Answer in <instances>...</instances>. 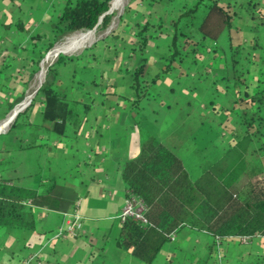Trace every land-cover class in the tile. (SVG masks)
Returning <instances> with one entry per match:
<instances>
[{
    "label": "crops",
    "instance_id": "1",
    "mask_svg": "<svg viewBox=\"0 0 264 264\" xmlns=\"http://www.w3.org/2000/svg\"><path fill=\"white\" fill-rule=\"evenodd\" d=\"M66 1L0 0V180L39 193L53 186L50 197L55 206L33 209V230L0 227V264H144L116 244L127 193L121 166L136 157L148 137L178 155L192 180L221 162L224 154L216 150L209 134L227 137L223 144L230 146L234 131L227 126L230 118L215 114L213 108L234 103L225 86L232 77V57L257 53L255 46L264 41V24L257 26L250 17L238 14L216 41L202 39L197 26L207 12L204 1L193 24L180 26L185 36L177 39L180 52L169 71L149 84L147 96L137 106L132 73L141 56L131 52L130 26L161 21V34L150 39L143 52V78L150 81L173 53L172 23L196 0H132L116 26L100 38L82 31L56 41L68 42L58 54L67 60L55 66V89L75 102L77 111L89 105L76 131L44 118L43 105L34 98L40 86L31 95L47 58L59 46L45 58L43 69L41 64L32 74L34 62L54 41L53 29ZM247 1L217 0L223 7ZM253 1L264 11V0ZM77 34L82 37L75 40ZM193 43L202 52L196 60L189 51ZM246 79L251 91L264 88V66L250 64ZM33 98L29 112L13 125ZM185 147L190 152L184 153L195 160L193 168L179 155ZM258 163L251 168L252 178L264 174L263 153ZM75 209L81 216V231L57 236L63 213ZM151 264H264V237L246 242L238 237L217 239L182 227Z\"/></svg>",
    "mask_w": 264,
    "mask_h": 264
},
{
    "label": "trees",
    "instance_id": "2",
    "mask_svg": "<svg viewBox=\"0 0 264 264\" xmlns=\"http://www.w3.org/2000/svg\"><path fill=\"white\" fill-rule=\"evenodd\" d=\"M204 1L208 2L207 12L197 26L202 39L216 41L224 30L230 29L233 17L238 14L250 17L257 26L264 24V11L253 0L226 7L221 6L217 0H196L193 7L186 9L172 23L173 53L169 57V63L150 81L143 78V52L149 40L161 34V21L130 26L134 36L131 52L141 56L140 65L132 73L133 86L138 94L135 106L147 96L149 84L169 71L172 61L180 52L177 39L185 36L180 33V24H193L195 13ZM110 2L114 0H67L53 29L54 41L47 43L40 53L34 62L32 74L39 71L40 61L56 41L63 40L74 32L106 30L112 20V15L106 14L109 4L111 8ZM127 11L126 7L124 13ZM192 46L189 51L196 60L202 52L198 51V43H193ZM255 49L257 53L246 52L242 59L232 57V77L226 81L225 86L235 101L229 108L221 106L213 109L215 114L226 118L235 114L234 123L242 127L243 139H256L259 147L254 148L253 152L263 153L264 88L257 87L251 91L246 75L250 64L264 66V41L256 45ZM65 60L66 57L58 56L56 62L47 67L45 81L34 98L40 99L47 121H60L61 126L69 124L77 131L81 128L89 105H82L81 111H77L74 108L75 102L66 99L55 89V66ZM34 98L25 111L16 116L13 125L17 124L22 114L29 112ZM238 156L240 155H235V158L238 159ZM243 174L237 166L219 162L198 179L192 180L181 159L170 148L155 138L148 137L136 157L123 163L120 174L126 191L139 198L147 207L145 217L148 225L132 218L127 219L122 223L117 246L130 251L142 263L151 264L163 245L170 240L171 234L182 227L204 231L219 239L264 237V174L259 178L248 179L241 186L239 180ZM52 190L53 186H50L47 192L39 193L0 180V227L33 230V209L55 208L50 197Z\"/></svg>",
    "mask_w": 264,
    "mask_h": 264
},
{
    "label": "rangeland",
    "instance_id": "3",
    "mask_svg": "<svg viewBox=\"0 0 264 264\" xmlns=\"http://www.w3.org/2000/svg\"><path fill=\"white\" fill-rule=\"evenodd\" d=\"M128 3H129V0H126L125 5L123 6V9L121 10V12L114 10L115 5L117 4V0H114V2L111 3V9H110V4H109V14L112 15V20H111V23H110L108 29L114 28L116 26L119 18L123 16L124 9ZM180 26H182V23L180 24ZM105 31L106 30L101 31L99 29H94V30H92L93 33H91V34H93V35L95 34L96 38L98 39L102 36V34ZM81 37L82 36L80 34H77L75 40H78ZM66 42H68L67 39L53 45V47L51 49H54L57 45L65 44ZM50 63L47 64V67ZM47 67H46V69H47ZM32 85H33V83L29 85L28 91L31 90ZM228 118H230V120H229V124H227V126H228V128H231L234 131V133H232V134H234V136L232 138L233 139L232 141L234 144H230V146L228 144H226V145L223 144V142L226 141V139H227V137H225V136H223L221 138H217L211 134H209V136L212 137V141L215 142L216 150L218 152H222L224 154V157L221 160V162L226 163V164L235 165L238 167L239 170L244 172L243 175L246 177V179L241 177L239 180L240 185L242 186V185L247 183L248 179L252 178L251 173L253 172V170H251V168H253L258 163V161H260V156L262 155V152H260V151L253 152L254 148L259 147V143L256 139H253L252 141H248L247 139H245V140L243 139L244 138V131H243L242 127L235 125V123H234L235 114L230 115ZM227 130L225 131V129L223 128V131L226 133L225 134L226 136H228V134H229V132ZM205 139H207L206 136H205ZM209 150L210 149H208V148L205 149L204 153H205V151H209ZM178 152H179V155L183 158L185 164H187V166H189V168H193L195 166V160L192 158L193 156L190 157V153H184V152H190V151H188V149L186 147L183 148V151L179 150ZM237 154L240 155V156H238V159L235 158V155H237ZM263 154H264V152H263Z\"/></svg>",
    "mask_w": 264,
    "mask_h": 264
},
{
    "label": "built area",
    "instance_id": "4",
    "mask_svg": "<svg viewBox=\"0 0 264 264\" xmlns=\"http://www.w3.org/2000/svg\"><path fill=\"white\" fill-rule=\"evenodd\" d=\"M146 211L147 207L145 204L135 195L127 192L119 219L121 223H124L127 219L132 218L139 221L143 225H148V220L145 217ZM63 220V227L59 230L57 236H75L79 231H81V216L77 209L73 210L71 213H63ZM173 234H171V237ZM238 238H240L242 242H246L248 240V237L241 236Z\"/></svg>",
    "mask_w": 264,
    "mask_h": 264
},
{
    "label": "bare ground",
    "instance_id": "5",
    "mask_svg": "<svg viewBox=\"0 0 264 264\" xmlns=\"http://www.w3.org/2000/svg\"><path fill=\"white\" fill-rule=\"evenodd\" d=\"M116 2V1H115ZM125 2L126 0H117V4L115 5V8L114 10L115 11H119L121 12V10L123 9V6L125 5ZM111 9V8H110ZM92 32V31H90ZM93 38V36L90 37V40ZM64 49V45H59L50 55L49 57L47 58L46 60V63H45V66H44V70L39 74V76L36 78V87L33 88L32 92H31V95L35 92V90L38 88V86H40L42 83H43V80H44V77H45V74H46V67H47V64L50 63L52 60L54 61V59L56 58V56H58V54ZM48 56V55H47ZM46 56V57H47ZM45 60V59H44ZM43 60V61H44ZM42 61V62H43ZM45 62V61H44ZM44 62L41 63L42 64V69H43V65H44ZM37 91V90H36Z\"/></svg>",
    "mask_w": 264,
    "mask_h": 264
},
{
    "label": "water",
    "instance_id": "6",
    "mask_svg": "<svg viewBox=\"0 0 264 264\" xmlns=\"http://www.w3.org/2000/svg\"><path fill=\"white\" fill-rule=\"evenodd\" d=\"M111 3V2H110ZM106 14H109V11L106 13ZM94 30V29H93ZM53 49H50L46 54H45V56H44V58L40 61V63H39V65H38V67L40 68V65H41V63H42V61L46 58V56L52 51ZM49 66V65H48ZM41 86V85H40ZM40 88V87H39ZM38 88V89H39ZM38 89H37V91H38ZM36 91V92H37ZM36 92H35V95H36ZM34 95V96H35ZM31 100V99H30Z\"/></svg>",
    "mask_w": 264,
    "mask_h": 264
}]
</instances>
